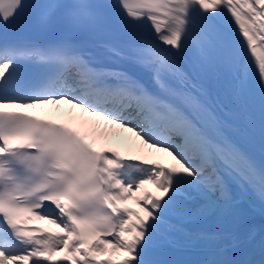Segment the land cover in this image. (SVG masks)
<instances>
[{"label":"snow or ice","instance_id":"6c2138e0","mask_svg":"<svg viewBox=\"0 0 264 264\" xmlns=\"http://www.w3.org/2000/svg\"><path fill=\"white\" fill-rule=\"evenodd\" d=\"M26 26L98 43L15 34ZM210 82L229 99L222 115ZM61 102L174 163L4 111ZM248 194L264 203V0H0V264H166L162 244ZM32 219L60 232L24 227ZM198 238L222 247L195 264H264V229Z\"/></svg>","mask_w":264,"mask_h":264},{"label":"bare ground","instance_id":"6f19581e","mask_svg":"<svg viewBox=\"0 0 264 264\" xmlns=\"http://www.w3.org/2000/svg\"><path fill=\"white\" fill-rule=\"evenodd\" d=\"M215 85V84H214ZM216 87V85H215ZM222 95H220L219 97H216L215 99H219L220 104L218 105V107H221L222 109L225 108L226 106H228L229 108L231 107V105L229 104V99H226L224 97H222ZM67 107V103L61 102L59 103V106H56L55 104L52 105H45V110L47 112H49L50 114H55V115H62V116H69L72 120H78L79 122H82L84 125L88 126L90 123L86 120L84 115H78L77 114V108H74V112L72 111H68L66 110ZM87 122V123H85ZM240 121H234V124H239ZM107 126V125H105ZM113 131L117 134V140H113L111 138H109V134L104 133L103 135L100 134L99 132H95L94 136L96 137L97 142L101 143L103 142L105 145H109V146H125L128 147L129 150L131 151H136L138 154H140L141 156H145V157H160V158H164L167 162H173L172 158L170 156H168L166 153H154L152 149L146 147L144 144H142L135 136L132 135V133L125 131L122 128H116L113 127L112 128ZM111 130V128H109V131ZM117 130H119V133H117ZM221 213H217L216 215L219 216ZM260 224H255L254 226H250L251 228H255L256 232L258 229H261L262 227H259ZM215 228V227H213ZM244 232H242L241 234H237V235H243Z\"/></svg>","mask_w":264,"mask_h":264}]
</instances>
